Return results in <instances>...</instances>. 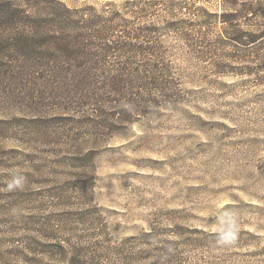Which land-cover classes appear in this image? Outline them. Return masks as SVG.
<instances>
[{
	"label": "rangeland",
	"instance_id": "obj_1",
	"mask_svg": "<svg viewBox=\"0 0 264 264\" xmlns=\"http://www.w3.org/2000/svg\"><path fill=\"white\" fill-rule=\"evenodd\" d=\"M46 1L18 5L34 14ZM228 2L234 13L256 0ZM212 22L193 42L180 26L162 35L177 96L120 127L90 166L60 163L52 153L75 148L46 144L65 137L0 99L8 264H72L77 251L86 264H264V38L247 40L264 34V16Z\"/></svg>",
	"mask_w": 264,
	"mask_h": 264
},
{
	"label": "trees",
	"instance_id": "obj_2",
	"mask_svg": "<svg viewBox=\"0 0 264 264\" xmlns=\"http://www.w3.org/2000/svg\"><path fill=\"white\" fill-rule=\"evenodd\" d=\"M18 1L0 0V99L39 114L34 124L65 137L67 144H46L52 150L75 148L52 153L60 163L89 166L120 127L136 124L137 116L177 96L164 67L165 32L177 36L180 26L183 39L193 42V30L206 36L203 30L215 19L237 29L249 15L264 16V0L240 5L234 13H228L233 10L228 0H219L216 13L208 11L212 0H73L72 5L47 0L34 14ZM262 38L250 34L247 40ZM0 264L8 260L0 256ZM72 264H86L85 258L77 251Z\"/></svg>",
	"mask_w": 264,
	"mask_h": 264
},
{
	"label": "clouds",
	"instance_id": "obj_3",
	"mask_svg": "<svg viewBox=\"0 0 264 264\" xmlns=\"http://www.w3.org/2000/svg\"><path fill=\"white\" fill-rule=\"evenodd\" d=\"M20 182L19 181H16V184H19ZM12 187V185H9V188H11Z\"/></svg>",
	"mask_w": 264,
	"mask_h": 264
}]
</instances>
